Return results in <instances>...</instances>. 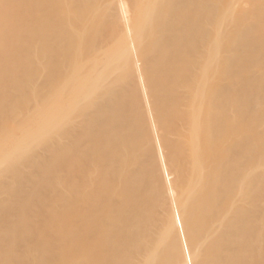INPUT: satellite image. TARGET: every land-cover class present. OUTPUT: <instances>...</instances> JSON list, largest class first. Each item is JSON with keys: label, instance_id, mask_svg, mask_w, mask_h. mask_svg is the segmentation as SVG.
I'll use <instances>...</instances> for the list:
<instances>
[{"label": "bare ground", "instance_id": "6f19581e", "mask_svg": "<svg viewBox=\"0 0 264 264\" xmlns=\"http://www.w3.org/2000/svg\"><path fill=\"white\" fill-rule=\"evenodd\" d=\"M0 264H264V0H0Z\"/></svg>", "mask_w": 264, "mask_h": 264}]
</instances>
